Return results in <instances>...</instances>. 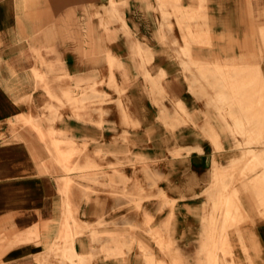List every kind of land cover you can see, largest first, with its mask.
I'll use <instances>...</instances> for the list:
<instances>
[{
	"label": "crops",
	"instance_id": "crops-1",
	"mask_svg": "<svg viewBox=\"0 0 264 264\" xmlns=\"http://www.w3.org/2000/svg\"><path fill=\"white\" fill-rule=\"evenodd\" d=\"M260 36L264 0H0V264L48 261L66 209L75 263L264 264V217L247 200L252 220L226 238L202 221L211 172L234 158L209 103L228 85L240 100L248 79V98H263ZM81 96L92 103L75 110ZM54 149L104 173L72 171L64 186Z\"/></svg>",
	"mask_w": 264,
	"mask_h": 264
},
{
	"label": "rangeland",
	"instance_id": "rangeland-1",
	"mask_svg": "<svg viewBox=\"0 0 264 264\" xmlns=\"http://www.w3.org/2000/svg\"><path fill=\"white\" fill-rule=\"evenodd\" d=\"M101 26L104 27L105 24L102 23ZM260 40L264 45V37L260 36ZM255 74L257 80L256 92L258 95H263V98L258 96L256 101H251L248 98L249 93H252V90L250 91L252 86L249 85L250 81L248 79L246 86H242L241 88L242 91H240V93L242 98H240V100L237 99L239 92L234 91L232 85H228L226 87L229 90L227 94H223L220 97L217 96L215 97V100H212L209 103V105L218 112L225 113V118H222V120L226 127L225 130H227L228 133L227 136L231 142L230 148L232 150L230 151L232 152V157H234L227 161L226 165L211 172V181L209 182L208 187L202 192L206 199L205 205L210 207V209H208V215H205L206 218L202 221L205 226L209 227L216 225L217 222H221L219 231L220 238L227 237V228L237 227L240 224L252 220L247 213V209L239 208L240 201L247 200L248 204L255 207L253 210L255 211L256 216L264 217V117L262 116V118H258L251 116L255 113H261L264 115V79L260 77L257 67L255 68ZM231 81L232 79H230V82ZM94 85L96 84L92 83L85 90L87 93L93 94V97L99 104L104 100L105 95L103 93L95 92L93 89ZM210 89L212 88L210 87ZM116 92L120 93L119 90ZM83 93L84 92H82V94ZM243 95L246 96L243 97ZM88 98L89 96H85L78 101L67 100V102L72 105L75 110H83L86 108V105L92 103L89 102ZM261 98L262 100H260ZM176 108L179 112L184 113L183 108L180 106L176 105ZM48 110L50 114L55 113V110L51 107L48 108ZM232 110H235L237 116L232 113ZM54 119V117H51L48 122L51 123ZM225 120H227L228 123H226ZM161 121L163 122V118ZM164 124L167 125V123ZM32 128L35 130L34 125H32ZM52 136V133L47 134V137L50 138V141L53 144L56 142L53 141ZM206 136L214 144L215 149L220 148L216 142L215 135ZM39 138L42 140L40 134ZM81 152L82 151L66 150L65 153L61 154L54 149L53 156L56 158V163L61 166V170L66 174V177L63 179L64 186L72 182L71 178L67 177V174L72 171L93 170L91 171L92 173L94 172L92 174L93 177L104 173L102 167L95 165L86 167H69V165H67L69 158L74 156V154L78 156ZM125 153L127 154V152ZM125 153L123 155H126ZM96 154L98 156L100 151H97ZM110 154L116 156L120 154V151H113ZM173 155H178V153L173 152ZM134 157H136V155H134ZM63 161L65 165H62ZM110 168L114 169V166H110ZM157 198L160 199V205L162 208L172 209L175 203V200L166 196L163 192H161ZM138 200L132 201L135 208H137ZM67 220H71V224H73L72 217L69 216V212L66 209V215L62 224L63 231H60V236L58 237V241L61 242V245L58 243L52 244L48 250L49 254L47 258H49V260L46 261L43 259L42 261H39L38 264H84L82 259L79 258H77L76 263L74 262V258L77 257L72 249V238L74 233H72ZM160 249L164 251L165 249H168V245H160ZM217 250L222 257L230 254L229 248L226 245L224 246L220 244ZM210 258L214 261L209 260L207 264H217L214 255L210 256ZM51 259H53L54 262L51 261ZM148 264L152 263L149 262ZM170 264L178 263L170 262Z\"/></svg>",
	"mask_w": 264,
	"mask_h": 264
}]
</instances>
